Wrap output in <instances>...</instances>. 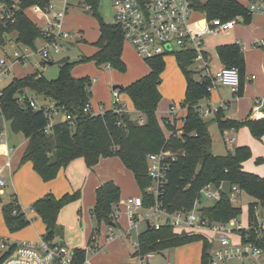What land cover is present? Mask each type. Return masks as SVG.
<instances>
[{"label": "trees", "instance_id": "1", "mask_svg": "<svg viewBox=\"0 0 264 264\" xmlns=\"http://www.w3.org/2000/svg\"><path fill=\"white\" fill-rule=\"evenodd\" d=\"M5 7L15 12V20L4 27L0 21V47L7 43L11 35L18 43L35 47L41 37L39 28L26 14V9L41 5L47 6L51 0H0ZM90 5V12L98 17L100 36L95 42L97 51L92 56H84L80 61H94L98 66H109L122 72L127 70L123 60L125 47L124 34L117 24L108 23L98 15L99 0H83ZM197 10L204 12L208 20L222 21L243 17L249 19V11L237 0H192ZM219 59L226 67H237L241 82L238 94L242 95L245 80V57L239 44L221 45L217 48ZM207 54V53H206ZM196 52H179L177 63L187 82L185 98L181 107L187 109L181 127H176L170 118H163V126L158 118V106L162 100L160 85L166 69V56L147 59L150 71L128 86H122L120 93L130 98L134 108L141 113L145 121L134 119L130 112L116 109L105 110L103 114L90 115L84 111L91 104V86L94 82L89 76L76 77L72 73L75 62L60 65L57 78L47 79L41 72H35L21 78H13L4 87L0 96V143L5 127L9 122L14 133H22L28 139V145L21 163L31 162L34 170L44 181L55 179L59 172L74 159L83 157L91 169L102 158L117 156L135 176L143 192L145 207L155 203L154 196L146 189L152 183L148 174V156L162 150L179 152L180 156L167 161L166 183L161 188L158 201L169 213L191 211L195 201L200 198L201 190L208 184L220 187L227 182L238 185L254 199L264 200V177L244 170L243 163L252 157L248 146L236 147L226 155L212 152L211 123L216 122L223 133L228 129H240L247 126L258 139L264 136V118L237 121L224 116L220 109L211 120H206L199 112V105L210 96V82H200L193 70ZM27 90L43 96L50 102H56L66 112L75 117V124L57 122L50 133L46 132L48 117L45 106L34 109L28 102ZM24 95V97H22ZM166 130L170 134H166ZM260 162V160H258ZM79 191L65 193L61 197L52 194L37 200L32 209L46 225L45 239L55 240L61 237L64 229L58 224L60 211L69 203L79 199ZM121 200V189L114 181L102 184L96 190V203L93 214L100 223L116 222L113 219L115 206ZM0 202L3 200L0 197ZM251 205V204H250ZM201 211L212 222H226L239 216L242 208L234 206L227 193L220 200ZM2 213L11 232L27 227L31 220L16 199L4 202ZM95 234V235H94ZM90 241H94L96 232ZM196 240H203L202 264H208L210 244L200 234L177 233L171 226L164 225L156 230L153 226L139 236L138 254L162 252ZM15 247L11 245L10 250ZM78 258L84 260L85 250L76 249ZM0 257V261L5 257Z\"/></svg>", "mask_w": 264, "mask_h": 264}, {"label": "built area", "instance_id": "2", "mask_svg": "<svg viewBox=\"0 0 264 264\" xmlns=\"http://www.w3.org/2000/svg\"><path fill=\"white\" fill-rule=\"evenodd\" d=\"M57 0L42 7L34 5V11L46 14L47 22L41 28L42 40L40 45L30 47L16 40L0 47V75L10 73L11 68L20 65L27 68L36 62H30L32 56L41 55L42 63L58 60L70 45L73 33L66 28V14L69 0H60L61 5H56ZM192 0H113L115 24L121 27L125 43H129L137 54L147 60L157 56L177 55L179 52L193 50L196 52L194 68L196 79L200 82L208 80L209 90L212 91L217 86L228 87L235 93L239 90L241 76L237 67H222L213 70L211 57L207 52L204 42L206 34H213L221 30L232 29L236 21L221 19L207 20L204 28H194L192 26V16L196 7H193ZM83 8L90 10V5L83 3ZM250 14H264V0H251L249 5ZM15 20V12L3 7L0 12V21L6 27L8 22ZM8 41V40H7ZM264 46V39L259 42ZM9 44L11 49H9ZM239 44V43H238ZM207 53V54H206ZM2 92L0 91V96ZM29 104L36 110L42 109L44 104L38 103L35 98L30 97ZM49 119L46 132L50 133L57 122H69L75 124V117L70 112L50 102L45 106ZM128 111L127 103L122 99L120 91L113 90V109ZM221 107H209L206 104L199 105V112L204 118H209L216 114ZM177 105H172L170 113L171 122L174 123L177 115ZM84 111L90 115L103 114L96 113L91 104H87ZM129 112V111H128ZM251 116L253 119L264 118V99L256 98L252 107ZM143 123V120H140ZM177 127V126H176ZM169 132V131H168ZM170 134V132H169ZM168 134V135H169ZM180 156L179 152L172 150H162L156 154L148 156V174L152 183L146 189L147 193L154 196L155 203L145 207L143 197L137 196L127 200V214L132 225L138 221L139 210L146 208L153 211L156 220L151 224L156 230L166 225L170 218V226L177 233L187 232L188 234H200L210 244L208 250V264H228L240 262L241 264H264V200L254 199L249 205L248 220L245 225L239 220V216L226 222H212L201 211L203 207H198L202 194L207 198L220 200L222 193L228 194V199L236 206L239 204L242 190L238 185L230 186L228 191L213 184L206 185L201 190L200 198L195 201L191 211H177L169 213L161 207L158 201L161 188L166 183L167 168L169 159L175 160ZM9 166V161L6 162ZM6 180L0 173V191L5 187ZM239 207V206H237ZM117 214H113V219L117 221ZM149 223L150 221L147 220ZM110 230L114 228L110 225ZM5 255L0 264H94L88 257L82 261L78 258L77 250L55 240H48L42 237L37 242H22L16 244L10 250V245L1 241ZM137 242V246H139ZM156 252L143 255L144 259L152 258Z\"/></svg>", "mask_w": 264, "mask_h": 264}, {"label": "crops", "instance_id": "3", "mask_svg": "<svg viewBox=\"0 0 264 264\" xmlns=\"http://www.w3.org/2000/svg\"><path fill=\"white\" fill-rule=\"evenodd\" d=\"M13 1L15 2V4H17L19 3L20 0H13ZM237 1H239L249 11V5L251 0H237ZM0 3L2 4L3 7L5 6L2 1H0ZM81 6L83 7V3ZM28 9H26L25 11L26 14ZM87 11L88 10L85 9V13H87ZM195 11L197 12V14L195 17L192 18V26L194 28H204L208 20L206 14L197 9ZM88 12L90 13V11ZM39 14L41 15L42 22H40L38 18L37 21L32 19L31 20L34 21L39 28H42L43 26H45L47 22V17L45 13L43 14L42 12H40ZM233 20L236 21L235 26L230 30H224V31L230 32L228 35L229 39L227 41H231V42H227V44L239 43L245 57V62H246L245 80H244L245 84L242 95H239L238 91L237 93H235L233 90H231L228 87L217 86L211 91L210 96L202 101V104L209 105V107H213V106H214L213 108L221 107L224 116L227 118H230V116H228V113L226 114V111L230 108L232 103H234L238 109H241V107L244 106L246 108V111L248 109L252 111V107L255 99L256 98L264 99V46H261L259 43L264 39V14L249 13L248 20H246L243 17H238L237 19H233ZM66 26L68 28L67 21H66ZM73 33H74L73 35L77 34L76 32ZM215 34H218V32L213 34H206L205 39L208 35H215ZM99 36H100V31L98 38ZM13 40L16 39L14 38V36L11 35V38L10 37L8 38L6 44L8 43L11 44ZM41 43H42L41 39H38L36 41L37 46L40 45ZM10 44L8 47L9 49H11ZM227 44L226 43L218 44L216 46V52L219 46L227 45ZM70 45H73L72 40L70 41ZM125 47L123 52L124 61H126V59L128 58L125 53ZM205 48L211 57V66L213 70H218L225 66L221 63L218 53L216 59H214L213 53L210 51L208 46H206ZM97 49L98 48H96V51ZM96 66L99 69L112 68L109 66H98V65ZM147 66H148L147 68L148 71L146 74H148L150 71L148 63ZM27 68L21 67V69H27ZM147 69L139 70L138 74L141 72L144 74V71L146 72ZM180 71L181 69L178 65L177 68L178 79L180 80L182 86L184 85L185 93H186V88H187L186 78L184 80L185 82H183V78L180 76ZM35 72H40V71L36 69L35 71L29 72L28 75ZM181 74H183L182 71ZM95 81L96 80L94 79L93 83H96ZM121 96L122 99L127 103L128 111L130 112L132 117L133 115L135 116V113H139L138 119L145 121L141 113L134 108L128 95L123 93ZM183 97L185 98V96ZM32 98L37 99L38 103L44 104V106H48L50 103V101L48 99H45L44 97L42 101L36 97H32ZM171 102L169 103L170 104L169 110L166 113V115L162 116V114H160V111L159 110L157 111L158 118L163 126V118L165 117L171 118L172 117L170 113L171 106L177 105L178 110H177V115L175 117L176 119L174 120V124L179 128L183 124V117L187 114V109L181 107L182 100L179 104H174L175 103L174 100ZM91 106L96 113H101L103 110L105 111L108 109H113V103L111 104V108H107L105 103H103L102 101H99L98 103L91 102ZM214 116L215 114H212L209 118H205V119L211 120L214 118ZM238 131L239 129L238 130L228 129L224 131L222 135L224 136L227 133L231 135L232 132L234 134L235 132ZM260 140L264 142V136ZM224 142L226 143V152L225 154L222 155H226L228 152L234 151L235 148L239 146L235 144V137L232 138L229 137V139L228 138L224 139ZM27 145H28V139L25 137V143L23 147L21 149H17L16 146L13 145L8 140L7 136H5L4 134H3L2 143H0V173H2L3 177L6 180L5 188H3L0 191V197L3 200L2 203L0 202V242L5 241L10 246L14 244L15 245L21 244L22 242H37L42 237H44L46 233V225L43 222V220L37 215V213L32 209L33 204L37 200L47 196L48 194H52L55 197H61L63 194L68 192L66 190H68L69 188L68 187L69 183L65 174V171L67 170V167L69 165L66 168L62 169L55 179L47 182L44 181L42 177L34 170L33 164L31 162L21 163ZM252 156H253V151H252ZM79 158H83V157H79ZM257 158H259L260 161L264 160L261 159L260 157ZM104 159L105 158H102L100 162L104 161ZM7 161H9V166L6 165ZM118 161L120 165L119 166L120 174L118 176L100 175L98 179L92 177L89 179V181H91V185L93 186V189H95V192L98 187H100L102 184L108 181H114L120 187L121 200L119 204L125 201L127 206L125 212L126 215L125 218H127L126 219L127 221H125V226L121 225L117 217V221L115 222V225H113L114 232L110 230V225L108 223V227L107 229H104L103 234L99 236V238H97V234H96L94 241H90L92 235L96 231L91 230V232H89V236L88 234H85L83 237L82 236L79 237V231H77L79 227L78 219L76 220L75 217H73L72 219H67L65 218V213L61 215L62 211L66 208L67 206L66 205L60 211L57 220L59 225H61L62 227L64 226L65 234L63 233V235L61 237L56 238L55 241L59 242L60 240H62L63 244L73 247L74 249L85 250L90 247L91 249L89 248L90 250L87 252V257L94 264H202L204 243H205L203 240H196L174 248L163 250L162 252L156 253V255L152 258L144 259L143 255L138 254L139 246H137V242H139V236L147 229L150 223L147 222V226L145 228H142L141 230L139 229L138 232L140 233L138 236V240H135L132 243L129 241L133 229L138 226V225L132 226V223L130 222L127 214V209H128L127 200L129 198H134V197H130V195L126 192L128 187L127 180H129V183L132 180V178H129L130 177L129 173L132 172L126 168V166L123 164L120 158ZM247 161L243 163V168L245 167ZM99 163L91 169L87 166L88 170L90 172L96 171V168L99 165ZM259 176L264 177V175H259ZM225 185H227L226 189L224 188ZM222 187L225 191H228L230 189V185L227 182L223 183ZM12 199H16L19 202L21 208L26 213V217L29 220H31L30 224L27 227L16 232L10 231L2 213L3 203L11 201ZM2 252L3 249L1 248V244H0V257Z\"/></svg>", "mask_w": 264, "mask_h": 264}, {"label": "rangeland", "instance_id": "4", "mask_svg": "<svg viewBox=\"0 0 264 264\" xmlns=\"http://www.w3.org/2000/svg\"><path fill=\"white\" fill-rule=\"evenodd\" d=\"M83 0H69V6L66 14V21L68 30L72 33L76 32V35H73L72 43L73 45H69V47L59 55V57L67 56L72 63H76L72 68V73L76 77H84L86 75L90 76L91 79H95L96 83H93L91 86V102L98 103L102 101L105 103L107 108H111V104L113 103V86L114 85H122L127 86L132 82H135L138 78L145 75L148 71L147 61L138 56L136 51L129 43H125V53L127 55L126 65L127 70L122 72L115 68L110 69H99L93 61L81 62L80 60L84 56H91L96 51L95 42L98 40L99 35V21L98 17L94 15V12H90L89 14L85 13V9L81 6ZM56 5H61V1L57 0ZM3 9L2 4L0 3V12ZM39 11H34L32 8L28 9L27 14L32 20L39 19L42 22L41 15ZM197 14L196 11L193 12V16L195 17ZM98 15L108 23H115V14L113 7V0H99L98 3ZM229 31L221 30L218 34L208 35L205 39L204 46H208L210 51L213 53L214 59L217 57L216 46L220 43L231 42L227 41L229 39ZM74 34V33H73ZM166 60V69L162 74L163 82L160 86V92L162 94V100L159 103L158 110L162 116L166 115L169 110V103L171 101H175L174 104H179L181 100L183 101L185 96V88L182 86L180 80L178 79L177 74V61L176 55H168L165 57ZM36 62L35 64L30 65L27 69H21L20 65H15L11 68L10 73L5 75H0V90L6 87L13 78H21L28 75L29 72L35 71L38 69L47 79H55L59 76L61 71L60 65H48L47 63H42L41 55L32 56L30 62ZM147 69L144 74L139 73V70ZM137 75V76H136ZM180 76L183 78V82H185V77L183 74ZM123 94V93H122ZM121 94V95H122ZM28 97H36L39 100H43V96L37 95L33 93L31 90H27ZM37 100V99H36ZM38 101V100H37ZM172 103V102H171ZM214 107V106H213ZM230 116L231 119L237 121H246L249 118H252L251 111L243 106L241 109H238L234 103L231 104L230 108L226 111V114ZM139 113H135L133 115L134 119H137ZM171 120V119H170ZM207 120V119H206ZM5 127L4 135L7 136L8 140L16 146L17 149H21L25 143V136L22 133H14L11 130V126L9 122H3ZM209 130L211 136H213L212 140V152L215 155H222L226 152V143L224 139H229L235 137V144L239 146H248L253 151L252 158L247 161L244 169L248 172L264 175V160L258 161L260 157L264 159V142L262 140L254 137L247 126H243L239 129L238 132H233L231 135L228 133L224 136L222 135L219 126L216 123H211L209 126ZM166 134H169L166 131ZM238 146V147H239ZM119 158L116 156L105 158L104 161L100 162L96 168V171L90 172L87 168V164L83 158L74 159L67 170L65 171L67 180H68V191L72 193L74 191H79L81 197L71 203H69L66 208L62 211L61 215L65 213V218L75 219L79 221V237H83L85 234L89 232L96 231L97 238L103 234L104 229H107L108 223L102 222L100 223L97 217L93 214V208L95 206L96 200V192L91 185L90 178L95 177L99 178L100 175H110V176H118L120 174L119 170ZM132 178L131 182L127 180V190L126 192L130 195V197H143V192L139 187L134 175L129 173ZM5 188V187H4ZM227 188V185L224 187ZM240 202L236 204L242 208V213L239 216V220L243 225L247 223L248 214H249V205L254 201V198L243 191L241 196L239 197ZM122 202V201H121ZM216 202V199L207 198L204 194H202L201 202L199 204V208L203 206H211ZM126 203H123L115 206L114 213L117 214L118 220L121 225L125 226V212H126ZM147 220L149 223H152L156 220L153 215V211L141 208L139 210L138 221L135 225H138L133 229L132 235L129 238V241L132 243L135 240H138L139 229L145 228L147 226ZM64 229V226H63ZM65 232V229H64ZM65 234V233H64ZM70 247V246H69ZM73 248V247H71ZM228 264H241L240 262H231Z\"/></svg>", "mask_w": 264, "mask_h": 264}, {"label": "water", "instance_id": "5", "mask_svg": "<svg viewBox=\"0 0 264 264\" xmlns=\"http://www.w3.org/2000/svg\"><path fill=\"white\" fill-rule=\"evenodd\" d=\"M192 5H193V7H195L194 3ZM87 14H89L88 11H87ZM68 62H69V58L67 56H62L58 60L47 62V64L48 65H54V64H56V65H64V64H66ZM121 87H122L121 85H115V86H113V90L120 89ZM22 97H24V95ZM109 225L113 226V225H115V223L114 222H109ZM166 225L170 226V218L167 219ZM149 226H150V224H149ZM59 243H62V240H60Z\"/></svg>", "mask_w": 264, "mask_h": 264}]
</instances>
